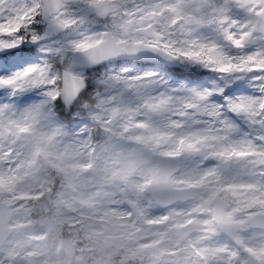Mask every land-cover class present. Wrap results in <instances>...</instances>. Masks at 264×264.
Listing matches in <instances>:
<instances>
[{
  "label": "snow or ice",
  "instance_id": "6c2138e0",
  "mask_svg": "<svg viewBox=\"0 0 264 264\" xmlns=\"http://www.w3.org/2000/svg\"><path fill=\"white\" fill-rule=\"evenodd\" d=\"M0 264H264V0H0Z\"/></svg>",
  "mask_w": 264,
  "mask_h": 264
}]
</instances>
